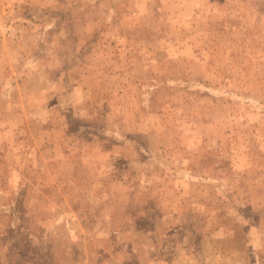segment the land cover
Masks as SVG:
<instances>
[{
    "label": "rangeland",
    "instance_id": "obj_1",
    "mask_svg": "<svg viewBox=\"0 0 264 264\" xmlns=\"http://www.w3.org/2000/svg\"><path fill=\"white\" fill-rule=\"evenodd\" d=\"M0 264H264V0H0Z\"/></svg>",
    "mask_w": 264,
    "mask_h": 264
}]
</instances>
